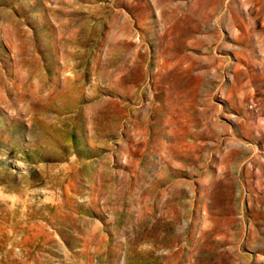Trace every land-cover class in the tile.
Returning <instances> with one entry per match:
<instances>
[{
  "label": "rangeland",
  "instance_id": "1",
  "mask_svg": "<svg viewBox=\"0 0 264 264\" xmlns=\"http://www.w3.org/2000/svg\"><path fill=\"white\" fill-rule=\"evenodd\" d=\"M0 0V264H264V0Z\"/></svg>",
  "mask_w": 264,
  "mask_h": 264
},
{
  "label": "bare ground",
  "instance_id": "2",
  "mask_svg": "<svg viewBox=\"0 0 264 264\" xmlns=\"http://www.w3.org/2000/svg\"><path fill=\"white\" fill-rule=\"evenodd\" d=\"M243 2H245L244 0H242ZM247 1V0H246Z\"/></svg>",
  "mask_w": 264,
  "mask_h": 264
}]
</instances>
